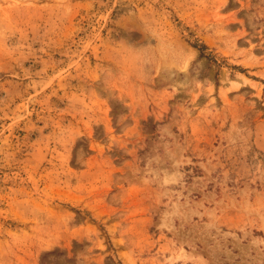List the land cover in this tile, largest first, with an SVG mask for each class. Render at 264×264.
<instances>
[{
    "label": "rangeland",
    "instance_id": "374dc122",
    "mask_svg": "<svg viewBox=\"0 0 264 264\" xmlns=\"http://www.w3.org/2000/svg\"><path fill=\"white\" fill-rule=\"evenodd\" d=\"M0 264H264V0H0Z\"/></svg>",
    "mask_w": 264,
    "mask_h": 264
}]
</instances>
